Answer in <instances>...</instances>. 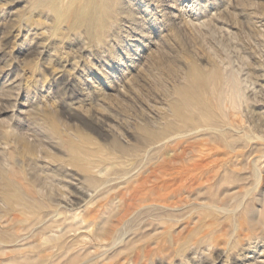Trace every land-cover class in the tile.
Here are the masks:
<instances>
[{
	"label": "rangeland",
	"instance_id": "obj_1",
	"mask_svg": "<svg viewBox=\"0 0 264 264\" xmlns=\"http://www.w3.org/2000/svg\"><path fill=\"white\" fill-rule=\"evenodd\" d=\"M0 264H264V0H0Z\"/></svg>",
	"mask_w": 264,
	"mask_h": 264
},
{
	"label": "bare ground",
	"instance_id": "obj_2",
	"mask_svg": "<svg viewBox=\"0 0 264 264\" xmlns=\"http://www.w3.org/2000/svg\"><path fill=\"white\" fill-rule=\"evenodd\" d=\"M252 220V219H251ZM256 222H258V221H256Z\"/></svg>",
	"mask_w": 264,
	"mask_h": 264
}]
</instances>
